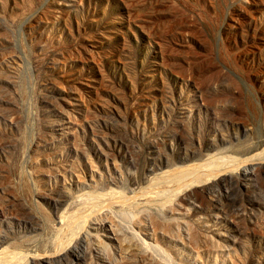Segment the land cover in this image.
<instances>
[{"label": "rangeland", "instance_id": "1", "mask_svg": "<svg viewBox=\"0 0 264 264\" xmlns=\"http://www.w3.org/2000/svg\"><path fill=\"white\" fill-rule=\"evenodd\" d=\"M263 139L264 0H0V252L51 249L63 184L137 189ZM236 167L183 204L235 240L220 260L264 264V174L236 189Z\"/></svg>", "mask_w": 264, "mask_h": 264}, {"label": "bare ground", "instance_id": "2", "mask_svg": "<svg viewBox=\"0 0 264 264\" xmlns=\"http://www.w3.org/2000/svg\"><path fill=\"white\" fill-rule=\"evenodd\" d=\"M245 145L247 147V144ZM261 146H263L262 149H260ZM233 151L235 150L231 152L233 153ZM220 153L222 152L220 151ZM223 153L219 155L216 152L208 155L210 157H208L206 165L203 164L201 166V163L205 161L203 159L200 163L201 165H196L192 169L189 167L188 169L190 170L186 168L175 169L172 167L174 164L171 165L170 162H167L168 169L158 172L155 176L153 174L152 178H148L149 180L144 186L140 184L141 187L137 189H134V187L130 188V186L126 190L123 189L124 191L122 189L118 191L113 189V187L111 190L107 189V192H103V190L101 192V190H98L99 183H96L93 185V191L77 194L78 196H76L73 191L69 190L68 186L63 184L56 194L60 204L68 208L72 203L77 204L79 201V207L73 208L74 211L72 209L68 210L66 207L67 210L65 208V210H61L59 207L61 211L57 210L56 219L53 220L54 224L52 223L54 225L52 231H55L52 232L50 230L55 234L51 241V249L49 251L45 250L44 253L40 254H31L28 251L25 254V252L18 250L21 247L20 245L16 247L13 244L12 248L6 247L0 252V264H24L27 260L25 257H29V262L27 261L29 264H238L237 258L232 256H230L229 260L227 259L228 261L219 259V255H217L220 248L219 239H223L225 244L226 242L234 244L235 240L229 234L227 235L225 231L226 234L220 231L221 229L215 228V223L211 225L207 217L211 215L212 218V214H207V212L205 215L201 213L200 215L197 213L198 211L189 213L188 208L183 204L192 189L194 190L191 192L193 193L191 196L195 197L194 195L198 194L197 189L202 185L200 184L202 182L201 178L205 174L207 177L204 183L209 185L205 187L212 190L215 189L219 182L226 180V177L222 178L226 170L237 166L235 169L239 171V175L233 176L234 178L229 184L234 185L236 189L238 187L244 188L246 191H248V186H251L248 175L252 171L258 168L259 176L264 174V165L258 162V160L264 159V139L259 141L254 147L252 146L249 151L238 156L234 155L236 153L230 154V151V155L227 152ZM239 164L242 166H239ZM204 171L207 172L203 174ZM234 171H232V174ZM231 175L229 174L230 177ZM246 194L249 193L247 192ZM252 194L249 197L251 204L258 203L257 198ZM229 196L231 197L230 194ZM232 196L235 195L232 193ZM204 201L203 199L202 203ZM105 208L111 209L113 216L110 214L109 220L111 221L108 224L107 232L101 234L100 231L98 233L95 230L92 220ZM99 214L101 215V213ZM29 217L33 222L36 219L35 215ZM97 218L98 221L100 217ZM94 222L96 221L94 220ZM48 240L50 241V239ZM25 244H27V250L32 251V244H30L31 246L28 243ZM21 245L24 246V244ZM237 245L241 246V243ZM110 246L116 251L119 261L115 255V258L113 254H111L112 256L110 255ZM224 248L229 249L231 246L228 248L224 245ZM22 249L25 250V248ZM93 257L95 258L94 261ZM116 259L118 263H116Z\"/></svg>", "mask_w": 264, "mask_h": 264}]
</instances>
